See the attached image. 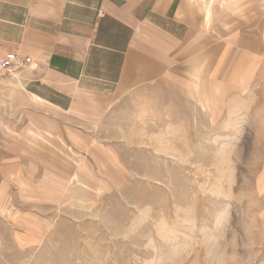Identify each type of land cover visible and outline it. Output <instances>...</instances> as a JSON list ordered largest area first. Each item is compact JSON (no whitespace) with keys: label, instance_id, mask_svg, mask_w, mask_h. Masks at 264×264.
I'll list each match as a JSON object with an SVG mask.
<instances>
[{"label":"rangeland","instance_id":"rangeland-1","mask_svg":"<svg viewBox=\"0 0 264 264\" xmlns=\"http://www.w3.org/2000/svg\"><path fill=\"white\" fill-rule=\"evenodd\" d=\"M193 1L213 36L264 32V0ZM23 65L0 60V264H264L262 109L148 84L59 112Z\"/></svg>","mask_w":264,"mask_h":264},{"label":"crops","instance_id":"crops-1","mask_svg":"<svg viewBox=\"0 0 264 264\" xmlns=\"http://www.w3.org/2000/svg\"><path fill=\"white\" fill-rule=\"evenodd\" d=\"M208 18L193 0H0V60H22L26 94L59 112L101 113L162 84L202 110L233 101L264 117V32L213 36Z\"/></svg>","mask_w":264,"mask_h":264},{"label":"built area","instance_id":"built-area-1","mask_svg":"<svg viewBox=\"0 0 264 264\" xmlns=\"http://www.w3.org/2000/svg\"><path fill=\"white\" fill-rule=\"evenodd\" d=\"M17 60V57L15 54L9 53L6 55L4 59L1 60V63L5 66L10 65V63L15 62Z\"/></svg>","mask_w":264,"mask_h":264}]
</instances>
